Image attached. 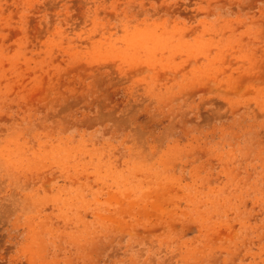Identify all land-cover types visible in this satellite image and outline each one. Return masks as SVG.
<instances>
[{
    "label": "rangeland",
    "instance_id": "374dc122",
    "mask_svg": "<svg viewBox=\"0 0 264 264\" xmlns=\"http://www.w3.org/2000/svg\"><path fill=\"white\" fill-rule=\"evenodd\" d=\"M0 264H264V0H0Z\"/></svg>",
    "mask_w": 264,
    "mask_h": 264
}]
</instances>
